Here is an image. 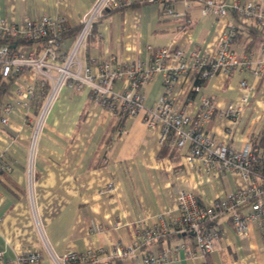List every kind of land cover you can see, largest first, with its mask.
<instances>
[{
  "label": "crops",
  "instance_id": "0c3cea01",
  "mask_svg": "<svg viewBox=\"0 0 264 264\" xmlns=\"http://www.w3.org/2000/svg\"><path fill=\"white\" fill-rule=\"evenodd\" d=\"M94 1L0 0V17L18 25L44 15L62 17L69 31L61 47L69 51ZM253 1L264 4V0ZM168 7L179 14H170ZM253 25L235 13L203 15L195 0L127 4L107 10L95 22L78 59L83 66L93 58L114 59L118 64L136 58L149 62L147 44L211 54L229 27L241 32L239 40L252 35L253 42L259 43L264 34L254 35ZM261 56L257 51L255 57ZM178 62L168 59L169 64ZM197 77L191 72L181 75L170 95L192 114L198 112L203 95L212 97L217 113L207 124L208 132L235 148L253 141L264 151V70L256 74L239 67L217 73L194 91ZM26 83L36 87L28 103L17 95L18 86ZM50 86V80L31 68L13 78L0 77V160L10 166L0 169V249L6 258L38 251L39 264H57L54 257L66 252L111 249L117 242L127 245L139 220L161 215L169 222L171 214L180 213L179 189L193 190L202 204L210 205L247 185L238 172H208L202 158L189 163L188 149L163 144L159 128L145 123L144 112L121 121L113 110L93 100L88 86L80 90L64 86L40 124ZM114 86L121 88L123 82L118 80ZM145 89L146 105L152 107L166 90L163 73L154 75ZM246 93L249 98L241 104L239 116L218 114L231 103H240ZM7 103L14 108L4 123L1 109ZM250 207L246 202L241 211L247 213ZM211 225L219 231L214 251L193 256L180 248L172 250V257L162 264H264V231L259 223H251L247 235L236 231L229 213ZM173 234L136 255L103 261L135 264L150 251L158 253L184 242L193 245L189 236Z\"/></svg>",
  "mask_w": 264,
  "mask_h": 264
},
{
  "label": "built area",
  "instance_id": "2783aa9c",
  "mask_svg": "<svg viewBox=\"0 0 264 264\" xmlns=\"http://www.w3.org/2000/svg\"><path fill=\"white\" fill-rule=\"evenodd\" d=\"M136 0H95L88 12L83 15L82 28L77 35L73 48L64 51L61 47L64 32L69 24L62 17L44 15L38 19H28L24 24H10L0 17V77L10 78L31 68L50 80V91L41 111L40 124L47 116L53 102L58 98L64 86L74 89L90 87L92 98L100 105L110 108L123 120L135 119L144 112V121L150 127L160 130L163 144L187 148L185 156L193 164L196 158H202L208 172L235 171L246 179L247 185L226 197L215 199L205 205L199 201L193 190H178L179 214H171L169 222L161 215L143 218L138 221L134 239L130 244L117 242L111 249L100 247L83 252L70 251L61 257H54L57 264L72 262L87 264L101 262L104 259H116L136 255L141 248L166 238L173 233L189 236L193 245L187 242L173 249L158 253L147 252L144 261L135 264H162L172 257V250L185 248L188 254L197 255L198 251L208 254L218 245L219 231L211 223L224 213H229L240 235H247L251 223L257 222L264 231V151H260L253 141L244 148L219 141L208 132L207 124L216 115V105L212 97L203 95L200 108L196 114L187 112L183 104H178L170 90L175 80L187 73H197V80H206L217 73L232 72L235 68H250L259 74L264 70V35L259 43H254L252 35L243 40L238 39L236 28L229 27L220 36L216 52H187L184 48L170 46L155 47L146 45L150 61L136 58L126 64H118L114 59L98 61L93 58L86 65L78 59L79 48L90 35L95 22L111 8L130 4ZM143 1V0H140ZM161 3L168 0H146ZM188 4L191 0H184ZM199 3L201 13L226 16L235 13L242 18L252 20L259 31L264 34V4L253 0H195ZM170 14H179L168 7ZM9 40V41H6ZM20 40L24 42L20 43ZM24 43V44H23ZM261 53L257 59L256 52ZM114 58V57H113ZM179 62L169 64L168 59ZM56 70V73L53 71ZM163 73L166 86L165 93L154 106L146 105L149 97L146 84L156 74ZM123 86L116 88V81ZM194 83L192 90H200L201 85ZM247 88V81L242 80ZM33 83L20 84L17 95L28 103L35 93ZM246 93L240 103H231L227 109L220 110V116L237 117L241 113V104H246ZM14 106L2 105V121L8 122ZM119 130H122L120 128ZM35 144V138L33 139ZM10 166L0 160V169ZM250 202L247 213L241 206ZM38 251H28L16 259H8L0 249V264H39Z\"/></svg>",
  "mask_w": 264,
  "mask_h": 264
},
{
  "label": "trees",
  "instance_id": "16d2710c",
  "mask_svg": "<svg viewBox=\"0 0 264 264\" xmlns=\"http://www.w3.org/2000/svg\"><path fill=\"white\" fill-rule=\"evenodd\" d=\"M138 2H140V3H145V2H148V1H146V0H143V1H140V0H136V1H134V2H132V3H130V4H136V3H138ZM125 6V5H124ZM118 8H122V6H120V7H117V8H111V9H118ZM107 12V11H106ZM105 12V13H106ZM105 15V14H104ZM80 28H82V24H81V27ZM249 28H251L250 26H249ZM81 30V29H80ZM67 31H69V28L64 32V34L67 32ZM251 31L254 33V35H256L257 36V34L258 33H263L262 31H259V30H257V27L255 26V25H253V28H251ZM80 32V31H79ZM241 32H239L238 31V35L240 34ZM79 34V33H78ZM1 41V40H0ZM6 41H9V40H6ZM22 42H24L23 40H20V43H22ZM13 78V75L12 76H10V78ZM5 81V80H4ZM203 81H205V80H199L198 81V83L201 85L202 84V82ZM173 235H179V234H173ZM185 236V235H184ZM72 264H80V263H74V262H72ZM87 264H108V262L107 261H101V262H96V263H91V262H89V263H87Z\"/></svg>",
  "mask_w": 264,
  "mask_h": 264
}]
</instances>
